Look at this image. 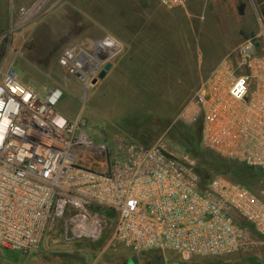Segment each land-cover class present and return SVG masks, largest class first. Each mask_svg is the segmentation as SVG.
I'll return each instance as SVG.
<instances>
[{"label":"built area","instance_id":"2783aa9c","mask_svg":"<svg viewBox=\"0 0 264 264\" xmlns=\"http://www.w3.org/2000/svg\"><path fill=\"white\" fill-rule=\"evenodd\" d=\"M63 56L83 77L91 57L72 49ZM60 98L55 89L41 99L12 65L2 73L0 250L29 253L60 221L74 239L92 242L111 225L109 245L135 254L221 258L264 245V200L250 188L224 176L203 181L193 164L159 146L98 144L56 112ZM185 111L206 148L264 172V27L200 80Z\"/></svg>","mask_w":264,"mask_h":264},{"label":"rangeland","instance_id":"374dc122","mask_svg":"<svg viewBox=\"0 0 264 264\" xmlns=\"http://www.w3.org/2000/svg\"><path fill=\"white\" fill-rule=\"evenodd\" d=\"M263 27L264 0H187L185 8L176 9L158 0H0V78L12 65L41 99L59 90L56 112L83 124L98 144L159 146L198 167L202 177H227L264 200V177L224 175L203 155L211 152L224 161L201 142L200 158L194 157L198 128L185 111L200 80L235 47L261 36ZM106 38L116 46L101 54L96 43ZM68 49L78 56L83 52L101 67L90 63L83 77L75 75L63 56ZM106 63L113 69L92 84ZM111 216L107 213L110 222ZM64 224L52 227L29 253L0 250V264H153L160 253L159 264L208 260L174 252L135 254L110 246L111 225L98 242L74 239ZM218 259L264 264V245Z\"/></svg>","mask_w":264,"mask_h":264},{"label":"trees","instance_id":"16d2710c","mask_svg":"<svg viewBox=\"0 0 264 264\" xmlns=\"http://www.w3.org/2000/svg\"><path fill=\"white\" fill-rule=\"evenodd\" d=\"M197 128H198V135H199V138L196 139V141H193V144L199 146L198 149L195 150V155L194 156L195 158H200L199 157V154H200V142L202 143V137H201V130H202V127L200 124H197L196 125ZM145 146V145H144ZM145 147H148V146H145ZM213 152V151H212ZM214 153V152H213ZM220 157V156H219ZM203 158L213 164L215 167H217L218 169H221L222 173H224V175H227L229 176L231 173L233 174H240V173H245L249 176H261V177H264V172L262 171H258V170H254V169H251V168H248L242 164H239V163H233V162H229L225 159H223L222 157H220L224 162H219L217 161L216 159H214L212 157V153H205L203 155ZM196 171L197 173L199 174V176L203 179V181H209L210 179H212L213 177H202L201 174H200V171L198 169V167H196ZM227 178V177H226ZM235 182V181H233ZM241 184V183H240ZM11 253V252H9ZM155 263L153 264H159L160 262L163 261V256L160 254L156 255L155 256ZM152 264V263H151ZM199 264V263H198ZM200 264H227V263H223L220 259L218 258H208V260H206V262L204 263H200ZM243 264V263H241ZM244 264H250V263H244Z\"/></svg>","mask_w":264,"mask_h":264},{"label":"water","instance_id":"95a60500","mask_svg":"<svg viewBox=\"0 0 264 264\" xmlns=\"http://www.w3.org/2000/svg\"><path fill=\"white\" fill-rule=\"evenodd\" d=\"M113 69V64L112 63H106L104 66H103V69L102 71L99 73L98 75V78H95L93 79L92 81V84H96L98 81H103L108 73ZM126 264H133L131 261H129L128 263Z\"/></svg>","mask_w":264,"mask_h":264},{"label":"bare ground","instance_id":"6f19581e","mask_svg":"<svg viewBox=\"0 0 264 264\" xmlns=\"http://www.w3.org/2000/svg\"><path fill=\"white\" fill-rule=\"evenodd\" d=\"M98 45H99L98 50H99V52L101 54H103V53L105 54V53H108V52L110 53L111 52V49L109 48V46L106 43H102V44L100 43ZM87 60H88L89 64L90 63L92 64V66H95L97 68H100L101 67V65L99 63H97V61H95V59L88 58Z\"/></svg>","mask_w":264,"mask_h":264},{"label":"crops","instance_id":"0c3cea01","mask_svg":"<svg viewBox=\"0 0 264 264\" xmlns=\"http://www.w3.org/2000/svg\"><path fill=\"white\" fill-rule=\"evenodd\" d=\"M230 46H231V42L229 43V42H227V44L225 45V48H226V50H228L229 48H230ZM238 47V46H237ZM237 47H235L233 50H235ZM225 53V52H224Z\"/></svg>","mask_w":264,"mask_h":264},{"label":"clouds","instance_id":"9594fccd","mask_svg":"<svg viewBox=\"0 0 264 264\" xmlns=\"http://www.w3.org/2000/svg\"><path fill=\"white\" fill-rule=\"evenodd\" d=\"M244 84V81H243V79H241L240 81H239V85L238 86H242ZM242 91H243V89H242Z\"/></svg>","mask_w":264,"mask_h":264}]
</instances>
